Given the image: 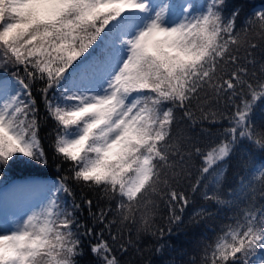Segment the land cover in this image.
<instances>
[{
    "label": "snow or ice",
    "instance_id": "obj_1",
    "mask_svg": "<svg viewBox=\"0 0 264 264\" xmlns=\"http://www.w3.org/2000/svg\"><path fill=\"white\" fill-rule=\"evenodd\" d=\"M223 5L0 0V68L12 70L0 78V172L17 161L48 166L39 129L49 119L51 159L58 171L67 165L55 182L29 178L0 190V203L20 210L0 220V264H80L85 237L96 264H121L116 247L124 253L135 244L125 228L135 225L137 240L141 233L156 236L161 201L168 235L194 195L236 203L222 198L221 186L224 162L241 140L251 145L246 158L253 171L250 180L239 179L237 191L251 196L202 242L200 264H264V206L255 204L264 197L258 190L264 161L252 158L264 152V126L251 118L264 101V61L258 71L247 67L264 41V7L238 28L239 10L225 17ZM185 120L201 125L205 138L183 129L174 134ZM224 121L216 132L202 126ZM69 181L81 189L79 197ZM84 189L99 191V198ZM36 194L38 205L29 202ZM210 215L201 207L188 223Z\"/></svg>",
    "mask_w": 264,
    "mask_h": 264
},
{
    "label": "trees",
    "instance_id": "obj_2",
    "mask_svg": "<svg viewBox=\"0 0 264 264\" xmlns=\"http://www.w3.org/2000/svg\"><path fill=\"white\" fill-rule=\"evenodd\" d=\"M204 2V0H203ZM264 7V0H224L223 15L229 17L234 10H239V16L236 19V26L239 28L245 19L252 13L254 9ZM259 46L252 49L253 57L255 58V64L247 65L251 69L258 71V66L261 61H264V41H258ZM243 54V53H242ZM12 74L10 69L7 73L0 68V77ZM36 96L37 103L41 114L44 113V106L40 100L38 93ZM252 121L258 126H264V101L258 100L252 113ZM226 121L221 124H208L205 122L202 126L209 129L211 132H216L219 128L225 126ZM53 126L51 119L39 129L41 139L44 144L45 150L49 155L48 166L27 164L24 162L11 163L3 172H0V185L6 183L14 177H21L27 175H54L60 178L66 173L63 169L67 168V165H63L61 170H57L56 163L51 159L52 150L49 147L52 137L46 136L45 134ZM201 125L196 127H189L188 121H182L173 128L174 134H178V129H183L187 134L192 137L199 135L202 139L205 138V133L200 131ZM251 145L246 140H241L237 145L235 152L224 162L227 165L225 176L222 180L221 196L224 199L236 198V203L231 206H221L214 202H205L199 195H194L193 203H191L183 213V222L172 226V234L168 235V209L165 204L161 201L159 203V209L157 214L154 216V230H157V235L152 236L150 234L141 233L139 239L136 237V226L128 225L124 230L125 239L131 234V238L135 241L132 247L128 248L127 252L121 253L119 248L116 247L115 254L119 257L121 264H200L201 258V247L202 242L205 240L211 241L216 233L220 230V226L223 223L228 222L227 218L232 213L239 211L243 208L249 200L251 193L241 197L237 191L239 185L238 181L241 177L244 180H250L252 175V168L250 162L246 158V154L250 151ZM252 158L261 162L264 161V152L256 151L252 153ZM194 165L200 166L201 160L199 158L194 159ZM195 168H193L192 181H195L196 175ZM72 185L73 190L76 192L77 197L81 189L72 181H69ZM229 190H232V196L229 195ZM258 190L260 189L258 185ZM88 196L94 199L99 198V191H89L84 189ZM105 201H101V204ZM255 204L257 206H264V197L257 195ZM201 207L206 208L212 215L207 218L200 219L199 223L189 224V217L193 211ZM79 215V214H78ZM86 218V212L85 217ZM159 229L164 230L163 238H159ZM163 245L160 251H157ZM82 247L84 249V255L78 257L80 264H96V260L90 252L88 238L82 239ZM139 248V252L136 251ZM261 254H264L262 251ZM194 258V259H193Z\"/></svg>",
    "mask_w": 264,
    "mask_h": 264
},
{
    "label": "rangeland",
    "instance_id": "obj_3",
    "mask_svg": "<svg viewBox=\"0 0 264 264\" xmlns=\"http://www.w3.org/2000/svg\"><path fill=\"white\" fill-rule=\"evenodd\" d=\"M192 2H193V4H195V5L198 6L200 3H202V0H192ZM10 77L11 76L4 77V78L6 79V78H10ZM36 178H38V179H40L42 181H46L48 183H52V182H55L56 180H58L55 177H48V178H39V177H36ZM24 180H27V179L14 180V181H12L9 184L4 185L0 190L6 189L9 185H11L14 182H19V181H24ZM39 201H40V195L39 194H36V195L31 196L29 202L32 203V204H34V205H38ZM16 214H20L19 208L15 207L13 205H9L7 208H5V206L2 203H0V220H5L7 218V216L16 215Z\"/></svg>",
    "mask_w": 264,
    "mask_h": 264
}]
</instances>
